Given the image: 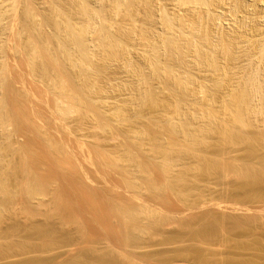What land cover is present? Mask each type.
I'll use <instances>...</instances> for the list:
<instances>
[{"label": "rangeland", "instance_id": "1", "mask_svg": "<svg viewBox=\"0 0 264 264\" xmlns=\"http://www.w3.org/2000/svg\"><path fill=\"white\" fill-rule=\"evenodd\" d=\"M33 1H35V2H33ZM71 1H72V3H71ZM73 1H74V5H73ZM75 1L76 0H67V1L66 0H58V1L57 0H48V1L47 0H27V4H26V0H0V11H1L0 14H2V15H0V18H1L0 19V30H2V31H0V45H1L0 50H2V51H0L1 52L0 53V76L3 78V79L0 78V105H1V107H0V121H1L0 122L1 123L0 129L2 127L4 128L3 130L1 129V131H0V134H1L0 135V138H1L0 139V148H1L0 153L2 154V156H1L2 158L0 159V163H1L0 166L3 168V169L0 168V171L2 170L1 173L2 172L4 173V171H5V173H4L5 175L1 176V178L3 177L4 180H1L0 182L4 181L2 184L3 186H4V183H7V184H5L4 188L1 187L2 193H4V194L0 193L1 194L0 195V197H1L0 198V204H1L0 206H2L0 208V212L3 210L5 211L4 212L5 214L3 213L2 218H1L3 221H0V226H1L0 227V231H1L0 232V250H1L0 251V264H29V263L30 264H37V263L38 264H77V263L78 264H84L85 262L88 263L89 259L96 264H98V263H103V264H221L220 259L218 257H217L218 258L217 259L214 256V253H222V252H232V253L234 252L236 254H239V256H237V258H236V261L238 264H245V263L246 264L247 263L248 264H264V188H262V189H247V190H240L239 191L238 189L233 187V184L236 183V179L233 176H231L233 174L231 171V169H232L231 163H230V165L228 163L231 161V158L236 154H231V156H230L231 158L228 157L230 152L232 151L230 148H229L231 150L230 152L228 151L229 149L228 150L226 149V151L224 153L222 152L223 154L221 153L222 156L219 154L220 164L223 166L225 165L223 167V169H222L223 171H221V173L220 172L215 173V175L212 173L213 178H212V175H210L211 173L208 174V175H210V178L213 179L212 181H210L211 179L210 178L208 179V177L207 178L204 177V178H206V181H205V179H203V181H202L201 178L198 179V182H195L196 180L194 181V184H193L191 190L194 189V185L196 186V188L194 189L193 192L192 191H191V193L189 192L190 196H189V198L187 197L188 198L187 202L189 201L190 197H191V201H189L187 203L185 200H183V198H181V196H182L181 194L179 195V193L174 191V189L170 190L169 188H167L169 190V192L165 191L163 193V195H160V197H158L157 195H155L156 193L154 194V192H151L149 189H151L150 188L151 183H153V184L157 183L158 185H160L162 187L167 184V182L165 181L166 180L165 176L161 175L162 171H160V169H157L156 165L153 163V162H155L156 164L157 163L159 164V161L157 162L156 159L151 160L152 161L151 164H153L152 165L153 169L150 168V170H152V171H150V173H151L150 176L152 175V180L149 179L150 178L149 177V178L140 180V182H139L138 179L135 180L136 177L133 174L134 171L132 173H129L131 180L132 181L134 180L136 182L138 181V183H140V187L141 186L143 187V188L141 187L140 189L138 188L137 191L136 190L132 191L133 189L129 188L130 185L127 182L128 181L127 178L129 180H130V178L128 177V175H126L125 173L120 171L119 168L118 169L114 168L115 164L113 163V160L111 158L112 155H109V153L113 154L114 151L116 150V147L120 144L119 142L116 141L117 138H119L117 140L121 141V143L124 141V137L122 135H120L121 132L119 130L122 131L126 128L132 129V128H137V127L139 128L140 127L138 125L140 123H138V124L135 123L137 121L135 117H134V119H132V121L133 120H135V121H133V122L131 121V123L128 124L127 127H124V128H122L118 123L115 122L113 124V123H110V122H112L110 119H106V121L110 123L109 126L111 125L110 130L112 129L113 131H115V133H116L115 135H118L117 133H119V135H118L119 137L116 138V136H115L114 137L115 141H114V138H113V140L109 139L108 137H106V134L104 135L102 133L101 134L97 133L96 135H98V134L99 135L95 136V139L98 140L97 141L98 144L95 145L94 139L88 138L89 137L88 135H91V134L88 133L85 135L86 132L80 133V132H83V130H81L79 132V126L83 124V121L86 122L83 125H86L88 123L87 121H89L86 118H85L86 120L84 119L85 116H83V115L81 116L80 114L77 115L78 113L73 114V117L71 118L72 119L71 120L70 119L71 116L69 118H65L63 115H61L59 113L60 111L59 112L56 111V108L54 107L55 104H54L53 92H51V89L53 88V86L50 89L51 85L53 84L51 82L53 80H55L56 77H58L57 75H62L61 72L63 69H64L63 73H65L66 68L67 69L71 68L70 70H73L74 67L71 65H70L71 67H68L69 65L66 64L68 61L65 60V56H64L63 51H61L59 49V47H56V45L55 46L53 45V44H55V40H54L55 38L54 37L52 38V36L53 35L55 36L56 33L54 32V30H52V28L55 29V26L53 25V23H50V22L54 19L53 22L55 23V18H56V20H60V21L64 19V15H61L62 13L58 12V10H56L57 8H59V5H60L63 8L68 9V10H69L70 6H74V8L70 7L73 9V10L70 9V11L71 10L73 11V12L72 11L71 12L73 14L72 18L75 20L74 22L77 23L78 25L80 23H82V25L86 24V23H83V21L86 22V20H88V17L86 16V14H83V11L81 12L80 9L78 7H76ZM92 1H93V3H92ZM100 1L99 0L98 1L87 0L85 4L89 8V10L91 9L90 12L94 11V9H95L94 12L96 14H98L99 11L101 10L100 13L101 14L103 13V18L105 17L104 16L105 14L106 15L109 14V16H110V13L107 12V10L110 8V6H108L109 4L107 3L108 0H104V1L100 0ZM102 1H103V3H102ZM131 1L132 0H129V1L123 0L122 4L124 5L125 9L123 8L122 12L118 16L115 17L116 20L114 18V20H115L114 22L117 23L118 21L121 20L122 22L120 21V23L119 22L118 23L119 24L123 23V25L121 27V25L117 26V25H119L118 23L113 24L115 26L112 29L114 30V29H116V27H120V30H121L124 27V24H125L124 22L126 21V19H127L126 22H128L129 20L133 21L135 19L136 23H134L135 27L133 29H136V27H137L138 31H136L137 37H135L134 43L135 42L137 43L139 40H140L139 44H141L143 42V38H140V36L142 34H140L138 32L142 31V33H144V30H145V33H148V37L149 36L152 37L151 34L156 35L153 37H157V35L161 36V34H162V36L163 35L164 36L169 35L168 37L172 38V36H170V34H168V33L166 34V32H169V31H166L167 27L165 26V23H164V26H165L166 30L163 27V23H161L163 20H165L166 17L164 18L163 15L167 11L170 14L166 13L165 16H168V18H169V16L170 17L172 16L171 20L172 21L176 20V21H173V23L176 22L174 24V26H176L175 28H179L180 23L182 21H183L182 22L183 24L189 25L188 21H189V23H192L193 20L199 21V19L201 18L200 23L202 22V26H201L202 28L201 29L203 31V32L202 31L201 32L204 33L207 29H208L207 30L208 33H210L211 31H216V32L218 31L216 34L218 35V37H221V38H222V36H225L224 32L226 33L227 30L228 31H240L241 28H242V30L247 29L246 32L250 33L248 35H250L251 39H253L255 37V39H253V40L258 41V42H256V41L251 40L252 44L249 46H251L252 48L248 47V49L254 50L257 48V51L260 49L259 50L260 52H261V50L264 52V50L262 49V46H264V44H261L264 42V29H263L264 28V26H263L264 25V19H263L264 18V0H219V2L216 0H206L208 2L212 1L211 3L209 2L210 4L207 2L209 8L211 5H213L211 8L212 12L210 10H206L208 8V6L204 7V6H206V5H204L205 3H202L203 4V7H202L200 5L201 2H200V4L198 2V5H200V6L197 7L198 5L196 4L197 3L196 0H195L196 2L193 1L191 6H186L188 8L185 7L187 11L184 8L185 5L179 6L180 5L179 2L181 0H178V2H177V0H171V1L170 0H149V1L148 0H142L143 2L141 0L140 1L138 0L135 2L132 1V3H131ZM144 1H146V2L144 3ZM173 1H174V3H173ZM61 2H63L64 4H67V7H65L66 5H64V4H63L64 5L63 6ZM108 2L110 3V1H108ZM129 2L131 3V5L129 4ZM136 2H137V4H138V2L140 4L137 5ZM214 2L217 4H215ZM49 3H52V4H49ZM133 3H135V5ZM219 3H221V4H219ZM29 4H31V5H29ZM68 4H70V5H68ZM146 4H147V6H146ZM177 4H179V5H177ZM240 4H241V6H240ZM27 5H28V7H26ZM51 5H53V6H51ZM103 5L106 6L105 9H104ZM125 5H126V7H125ZM174 5H176V6H174ZM193 5H195V6H193ZM45 6H47V7H45ZM127 6L128 7H131V6L136 7V9H134L133 7L128 8ZM236 6H237V8H236ZM213 7L217 8L216 11H219V8H220L221 11L215 12V13H218L217 14L218 16L211 17L214 15L215 8L213 9ZM25 8L28 9L29 11H27ZM30 8H31V10L32 9H34V10H32V12H31ZM76 8H78L79 12H81L82 14L77 12L78 9H76ZM49 9H50V11H49ZM65 9H64V11L69 12L68 10H65ZM126 9H128V10L132 9V12H133V10L135 12H133V14H132V12L129 13L131 10L127 11ZM2 10H3V12H2ZM104 10L106 12H104ZM150 10H152V11L150 12ZM25 11L28 13H26ZM44 11L46 12V14ZM64 11H63V13H64ZM123 11H124V13H123ZM29 12L32 15H28ZM71 12H69V14H71ZM152 12H154V13H152ZM194 12H195V14H197V16L194 14ZM204 12L207 13L208 15L207 14L205 15ZM210 12H211V14H210ZM228 12H230V13H228ZM212 13H213V15H212ZM222 13H224V14H222ZM56 14L59 16L58 18L56 16ZM121 14H123V16ZM156 14L159 16H157ZM200 14L201 15L203 14V16H201ZM4 15L6 18L4 17ZM76 15L77 16L80 15L79 16L80 18L79 17L76 18L77 17ZM127 15H131L134 18L132 19L131 16H127ZM148 15H149V17H148ZM194 15H195V17H193ZM235 15H236V17H235ZM28 16L34 17L35 21H37L36 23L39 24L40 26H41V22H43V24L40 28L43 27L41 32L43 31L42 33H43L44 38L46 39V37H45V35H46L48 42H49V39H50V41L54 40V42H50V43H52L51 46H54V47H51V49H53L54 53L57 52L56 54H54V57H55V59L58 57L57 58L58 61L57 60L56 61L59 63V64L57 63V66L59 68L57 67L58 69H56V67H55V72H54V68H52V65H50V63L48 62V64H47L48 66L46 67V70H45V67L43 69V71H45V77L43 75L44 72L41 69L42 67L39 64L38 65L40 68L36 67L38 65H36V66H35V64L33 65V63H35V62L32 61V58L29 54L30 51H27V48H28V50L30 49L29 47H27L28 36H26V33H25V29H26V27H28L29 22H30V20H28ZM37 16H38V18H37ZM81 16L83 19L81 18ZM85 16L87 18H85ZM109 16H106L107 19ZM126 16L128 18L130 17L131 19L130 18L128 19ZM146 16L148 18H151L152 21L154 20L153 22H155V23H153V22L149 23L148 21H146V18H147ZM173 16H175L174 19H173ZM205 16H207V17H205ZM222 16L223 17L226 16V17L222 18ZM232 16H233V20H232ZM39 17H41V18L39 19ZM49 17H51V18L54 17V18L49 19ZM123 17H125V18H123ZM176 17H177V19H176ZM196 17L197 18L199 17V18L197 19ZM202 17L204 20H202ZM218 17H220V18H218ZM242 17H243V19H242ZM251 17H253V18H251ZM65 18H66V15H65ZM67 18H69V17L67 16ZM75 18L79 19V21L76 20ZM161 18L163 20H160ZM181 18H183V20ZM188 18L189 19L191 18L190 19L191 21ZM192 18H194V19L192 20ZM205 18H207V19L209 18V20H207ZM213 18H214V21L217 18L219 19V21H221V23H220L219 21L217 22L218 19L216 20V23L219 26L218 27H217V25L214 26L215 29H214V27L210 28L215 23V22H213ZM223 19H225L226 21ZM45 20H48V22ZM159 20H160V22H159ZM236 20H237V22H240V23H237ZM245 20H246V22H244ZM207 21H208V25L210 27L207 25ZM209 21L212 23H210ZM230 21H231V23H230ZM96 22H97V20H96ZM147 22L149 25L151 24L152 26L151 25L149 26L148 24H146ZM177 22H179V24ZM203 22L205 24H203ZM225 22H227L226 24L229 27L225 24ZM48 23H50V24L45 26V24H48ZM97 23H99V21ZM129 24H128V26H129ZM160 24L162 25V27H160ZM176 24H178L179 27ZM222 24H223V26H222ZM232 24H234V25H232ZM8 25H9V27H8ZM204 25L208 26V27L206 26L207 29L205 28ZM241 26H243V27H241ZM126 27H127V23L125 24L124 28H126ZM153 27H154V29H149V28H153ZM244 27H245V29H244ZM128 28L129 27H127V29ZM171 28H172V30L174 29L173 26ZM22 29L24 30V33H23V31L21 32ZM118 29L114 30V32H112L113 31L112 30L111 32H112L113 36H116L118 34V38L121 40L123 38V35L125 34L123 32H127V30L126 29H124V31L121 30L120 32L123 34L122 35L121 33L118 32L119 31ZM157 29H159V30H157ZM161 29H163V30H161ZM209 29H211V30H209ZM96 30H98V29H96ZM154 30L155 31L157 30L159 33L157 31L154 32ZM174 30L175 31L170 30L171 34H172V32H174L172 34L173 38H174V36H176L175 34L177 33L178 29H174ZM255 30H256V32H255ZM67 31L69 33V30H67ZM219 31L222 34L219 33ZM251 31H253L254 33H252ZM44 32H46V33H44ZM115 32H117V33L114 34ZM149 32H153V33L149 34ZM164 32H165V34H164ZM178 32H181V31L179 30ZM20 33H22V34H20ZM72 33H73V31H72ZM208 33H206V34H208ZM251 33H252V36H251ZM96 34H97V32L95 33V35L92 36V38L96 37L97 36ZM177 34L178 35L176 37H178L180 33H177ZM257 34H258V39H256ZM4 35H6V36H4ZM98 35H99V33H98ZM127 35H125V38H123L124 40L126 39ZM21 36H23V37H21ZM166 37H164V40L165 39L167 40L168 37L167 38ZM181 37H182V35H180V37H178V38H181ZM114 38H116V37H114ZM136 38H138V39H136ZM161 38L162 37H160V38L157 37L156 39L157 40L160 39L159 41H161ZM96 39H97V37H96ZM181 39H183V38H181ZM162 40H163V38H162ZM89 41L91 42L92 39H90ZM94 41H95V39H94ZM94 41H92V43L89 42L90 44L88 43V41L86 42L87 47L90 45L92 46V47L90 46L91 48H89V50L93 49L92 51H89V52H91V54H89V52L88 53L85 52L86 55L83 54L84 56H81L82 59L84 58L83 61L86 60L84 62L85 64L87 63L86 66H89L88 62L90 63L91 58H93V56L96 57L95 55H97V57L93 58V59H95V60L97 59L96 60L97 62H99L100 57H102V59H103L100 61H103V62L109 59V57L107 59V54L103 56V54H102L103 52L100 53L102 48L99 49V47H97L99 42L95 41V45H94V43H93ZM97 41H98V39H97ZM123 42L121 44L125 45V43H123ZM125 42H127V41L125 40ZM256 43H257V45H256ZM182 44H184V43H182ZM259 44H261V45H259ZM143 45L144 44H142L141 46L140 45L138 46V44H136L137 47L136 46L135 47H126V45L122 46L120 48L121 49L120 53L122 56L119 55V57H121V58H118L117 61H115V63H117V64H113V66L110 68V70L113 71V74L111 71H110L111 74H110V72L108 73L107 71H104L107 69H104L103 66L101 69L98 68V67H100L101 64H99L97 67V69H99V70H96V71L94 70V72L92 70H90L92 72H90L89 74L93 75V73L101 71L100 73H96L98 75V77H100V82L98 80V83L100 84V86H103V84H104V87L106 86L107 83H110V84H107L109 86L105 87V88H107L106 90H108L109 88L113 87L115 84L114 81L111 84V82H112L111 76H113L114 73L118 70V69L115 70V68H117V67L120 68L121 66L123 67L125 64L127 65L128 63L132 67H135L138 65L142 66L144 69L146 67L147 69L149 68L148 72H150L149 75H147V76L149 77V79H152V81L150 80L151 83L153 82L152 88L150 89V93H152V95H150V97H153L152 99L156 100V101H158V100L163 101V99L169 98L168 96H169L171 90H173V91L175 90V92L176 91L178 92L181 85L179 83H176L173 79H171V80L167 79L166 80V78H164V80H166V81H164L163 78L161 77L162 75H159V74L157 75L156 73L152 72L153 70L150 67H147L148 63H146V61H148V59H146L145 57H147L149 55V53H151V50L149 47H144ZM185 46L186 47H183L184 48L183 50H188L189 47L187 48L186 44H185ZM56 48H58L57 51H56ZM124 48H126V49H124ZM127 48L128 49L131 48V49L128 50ZM105 49L106 48H104L102 51H104ZM123 49H124V51H123ZM249 50H247L248 53H249ZM253 50H251V52H250V57H249V54L247 52H246L247 55L244 54L245 52L242 53L245 55V57L247 59L244 57H241L242 54L238 55L240 58H244V59L243 60L242 59L236 60V61L240 62V63H238V62L237 63H238V65H240L241 68H237L238 65L236 66V64H235L236 61L234 62L235 66H236V70H235V66H233L234 64H231L230 58L226 61L227 58L225 56H223V53L221 51H220L221 54L220 53L216 54L217 56L214 57V60L215 59L217 60L218 58L223 56V59L221 57L217 61L219 63V61H221V59L225 60L224 62L222 61V63H224L225 65L224 64L222 65V63L220 62L221 66H225V67H226V64L228 62L227 70H229V72L227 70H225L226 68L224 67V70L228 72L227 73L228 76L230 74V68L233 66L232 70L234 69V71H231L232 72L231 75H233L231 77H233L232 79L234 82L237 81V79L234 80V77L239 74L240 69H241L240 72H242V71L245 72L244 74H246L248 76V78H249V74L252 76L253 74L258 75L259 73H262V75L259 74L261 76H258L259 80H257V82H259V83L261 82L260 84H261V87L263 89V90H261V92L263 91L262 92L263 95H262V93H260V95H262V97L260 95L257 96L258 98L261 97V98H259V102L261 104L258 102L257 98H256L257 100L254 98L255 99L254 101H257L255 103L256 104L258 103L257 106L261 105V107L260 106L256 107L257 108L256 110L257 111L259 110L258 112H261L264 110V109L261 110L262 107H264V106H262V105H264V85L262 84L263 83L262 80L264 79V77H262V76H264V73H263V71H264L263 70L264 69V65H263L264 64V61H263L264 56L262 55L263 52H261V57L263 59H260V57L258 58L257 55L259 56V54H257V55H255V54L259 53V51L257 52L256 50H254L255 51L254 52ZM98 53L102 54V56H98ZM92 54H93V56H92ZM31 55H32V51H31ZM123 55H124V58H123ZM33 56L34 55H32V57ZM89 56L90 57L92 56V57L90 58ZM105 56H106V60H104ZM254 56L257 57L256 58L257 60L258 59L259 60L257 61L256 59H254ZM164 57L166 58V56H164ZM224 57L226 59H224ZM30 58H31V60H30ZM122 58H123V60H122ZM165 58L163 60V63H165L164 62ZM125 59H127L129 62L126 61ZM245 59L249 62H251V60L253 59L254 63L253 62L252 63H249V62L245 63L244 62ZM33 60H34V57H33ZM30 61H31V63L33 62L32 65H31V63H29ZM124 61H126L127 63ZM256 61H257V63H256ZM261 61H262V63H261ZM119 62H122V64ZM92 63H93V61H91V64ZM112 63H114V62H112ZM68 64H70V63L68 62ZM230 64H231V66H230ZM251 64H253V65H251ZM259 64H261L260 70L258 68ZM126 65H125V67H127ZM228 65L230 66V68H228L229 67ZM33 66L36 67L35 70H34ZM247 66L250 68L252 67L251 68L252 70H250V68L248 69ZM37 68L40 70H38ZM245 68H247V69H245ZM253 68H256L257 71H255ZM102 69H104V70H102ZM147 69H145V70H147ZM237 69H239L238 73H237ZM60 70H61V72H60ZM70 70H68V73H70V74H68L67 70H66V74H68L69 76L71 75V72H72ZM75 70H76V68H74L73 71H75ZM178 70L180 72V69H178ZM244 70H246V71L249 70V73L244 71ZM39 71H42V72H39ZM48 71H50V72H48ZM108 71H109V69H108ZM252 71H253V73H252ZM258 71H259V73H258ZM235 72L237 73L236 75H235ZM47 73L49 75L52 74L53 75V76L51 75L52 78L55 76V74H56V76L53 79H51V76L48 75L49 77L47 78V76H46ZM76 73H77V71L73 72V74H76ZM128 73H129V75H128ZM128 73H125V75L126 76L128 75V77H130L131 76L130 72H128ZM39 74H40V76H39ZM96 74H94V75H96ZM99 74H100V76H99ZM144 74L146 76V74H148V73L146 72ZM191 74L194 75L195 78H197V81L195 79L196 83L199 82L198 77H196L197 74L200 77L199 79H201V80L204 79V78H202L204 75L200 76L199 74H201V73L199 71H198V73L196 71H192ZM244 74L240 73L239 76L240 75L243 76ZM109 75H111V76H109ZM246 75H244V76L247 77ZM64 76L66 77L65 74L63 76H59V77L64 78ZM101 76H104V78H101ZM157 76L160 78H157ZM208 76H210V75H207V77ZM108 77H109V79H108ZM231 77L230 78L228 77V80L226 78V80L229 81V79H230V81H231ZM209 78H211V77H209ZM56 79H58V78H56ZM101 79L102 80L104 79L103 80L104 83L101 82ZM108 80H110L111 82ZM48 81H50V82L48 83ZM50 83H51V85H50ZM163 83H164V85H163ZM196 83H195V85H193L194 87L191 90L193 91L197 88L199 91V88H200V91H201L202 86L201 87H198V86H200L202 84V82H199L200 85L197 84L198 86L196 85ZM48 85H49V87H48ZM111 85H113V86H111ZM177 85H178V87H177ZM197 89L194 92H196ZM147 91H148V89H147ZM124 92H123V94H124ZM222 93H223V91H222ZM128 94H129V92L127 94H124L125 96H123V97L126 98V96ZM121 95H122V93H121ZM121 95L119 97L122 98ZM219 95H220V93L215 94V96L218 97V99H219ZM186 96H187V94H186ZM119 100L120 101H118V100L117 101L122 102L121 99H119ZM122 100H124V99L122 98ZM99 103L101 104V101H99ZM99 103H97V104H99ZM256 104L253 106H256ZM19 105H20V107H19ZM95 106H96V104H95ZM259 107H260V109H258ZM95 108H96L95 110L98 109L97 106ZM18 109H20V110H18ZM201 109L202 108L199 107V109L197 108V110L191 111L192 113L189 112L190 110L188 111V109H187L186 111L184 110L185 113H182L183 111H181L182 115L181 114H178V115H180L182 117L183 116L190 117V115H191V117L194 118V114L196 113L195 111H199L198 113H200V114L197 113L196 114L197 116L201 115V112H202ZM147 110L150 111L151 114L156 119L159 117H162V119H164V124L163 123L161 124L162 120L159 122L163 126L164 131L161 130L162 126H160V124L156 122L158 120H155V122L152 121V123L154 124V125L153 124L152 125L155 127H152V125H151L152 129L157 128V131L161 130L160 133L158 131V136L160 135V138H161V136L163 139L165 138L164 139L165 142L163 143L162 139L160 140V142L162 141V143L164 145L166 144L165 146L175 145V142H176L175 139H177V137L175 138V137L171 136L168 132V129L170 127L169 125H170L171 121L174 122L173 125L177 124V121L174 118L178 117V116L173 115L171 111H164V110L160 111L158 109L149 110L148 108H147ZM7 113H8V115H7ZM2 114H3V116H2ZM185 114H189V115H185ZM196 115H195V117H196ZM203 115H206V114L203 113ZM263 115H264V112L262 115H259L258 122L257 123L255 122L256 124H259V126L255 124V127H257V131H259L260 126H262L260 128L261 131L262 132L264 131V124H263L264 123V116ZM75 116H77V117L79 116L80 119H83V121H81V120H80L81 122L78 121L79 118L77 120V117H75ZM137 116H139V115H137ZM139 117H137L138 121H139ZM220 118H221V116H220ZM220 118L218 120H220ZM221 119H223V118H221ZM260 119H262L263 122L262 121L260 122ZM6 120H8V121H6ZM173 120H175V121H173ZM220 122H221V124H220ZM220 122H218V123L220 126H222L223 120H221ZM259 122L262 124H260ZM115 124H117V125H115ZM88 125H90V124H88ZM171 125H172V123H171ZM192 125H194V124H192ZM119 126H120V129L117 128ZM158 126H160L161 128H159ZM217 129H220V128L218 127ZM6 130H7V132H6ZM236 130H238V129L236 128ZM3 131H4V133H3ZM154 131H156V130H154ZM157 131H156V133H157ZM261 131H259V132H261ZM5 133L6 134L8 133L7 134L8 136ZM120 136L123 139H121ZM125 140H126V138H125ZM212 141L214 143L215 141H217V138H216V140L212 139ZM48 143H50V144H48ZM129 143L130 142H128V144H127V140H126L122 144L123 145L124 144L129 145L128 146L129 150H130V148L133 149L134 145H132L131 143L129 144ZM127 145H126V147H127ZM55 148H57V149H55ZM61 148L63 151L61 150ZM24 149H26V150H24ZM2 150L6 152L7 156H6L5 152H3ZM12 150H13V152H12ZM53 150H55V151H53ZM16 151H18V152H16ZM133 151H135V149H133ZM233 151L231 153L235 152V151L234 152ZM135 152H136V154L138 153L137 154L138 156L136 155L137 157H139V158L142 157V159L138 158L141 161V163H144L145 162L144 159L146 158V157H144L145 155L143 154V156H142L140 152H137V151H135ZM103 153L105 156L103 155ZM211 154H209V155L211 156ZM108 155L111 157H109ZM209 155H208V157H209ZM221 157H222V159H221ZM3 158H5V159H3ZM261 159L264 160V152H261ZM1 160H2V162L3 161H5V162L2 163ZM19 160H20V162H19ZM106 163H107V165H106ZM205 163L203 162V164H201L200 162H198L196 165L200 164L198 166L200 169V166L201 165H202L201 167H203V165L205 166ZM112 164H114V165H112ZM207 164H206V166H207ZM154 166H155V168H154ZM150 167H151V165H150ZM207 167L201 168L200 173L202 172L204 174H207V173H205L207 171L203 170V169L207 170ZM21 170H22V172H21ZM107 171H108V173H107ZM180 171H183V169L181 168V170H180V168H178V172H179L178 176H181ZM116 172H117V174H116ZM130 172H131V170H130ZM28 174L31 176H29ZM177 174L178 173H176L175 175L177 176ZM226 174H228V175H226ZM16 175H17V177H16ZM208 175H206V176H208ZM4 176H8V177L6 178ZM132 176H133V178H132ZM20 178L22 181L20 180ZM153 180H154V182H153ZM28 181H29V183H28ZM42 182H43V184L44 183L45 184L43 185ZM2 185L0 184V186H2ZM41 185L46 186V187H42ZM214 185H215V187H214ZM49 187H52V188H49ZM19 188L20 189L22 188V189L20 190ZM25 188H28V189L26 190ZM128 189H129V191H128ZM3 190H6V191H3ZM42 190H43V192H42ZM172 190L174 191V193ZM152 191H153V189H152ZM227 192H228V194H227ZM21 193H24V194H21ZM176 193L180 197L176 196L177 195ZM34 195H37V196H34ZM39 195H41V196L39 197ZM17 196H18V198H17ZM48 196H50V197H48ZM15 197H16V199H15ZM153 197H154V199H153ZM160 199H162V200H160ZM42 200H43V202H42ZM9 201H10V203H9ZM30 201H31V204H30ZM53 202H54V204H53ZM129 202H130V204H129ZM114 203H115V205H114ZM38 204H39V206H37ZM46 204H48V205L46 206ZM256 204H257V206H256ZM120 205H122V206H120ZM124 207L127 210L129 209L128 211L133 212V213L131 212V215H132V217L135 216L134 217L135 220L133 218L134 221L129 220V219L128 220L125 219V220H127V221H125L123 219L126 217L124 215H121V213L123 214ZM30 208H31V210H30ZM58 208H60V209H58ZM51 210H53L54 212ZM46 211H48V212H46ZM63 211H64V213H63ZM118 212H120V214ZM124 212H125V210H124ZM4 215H6V216H4ZM138 218H140V219H138ZM120 219H122V220H120ZM158 219H159V221H158ZM203 220H204V222H203ZM130 221H131V223H130ZM150 221L155 223V225L153 223V225H152L153 227L149 226V224L151 223ZM163 221H165V222H163ZM156 222H157V224H156ZM40 225H42V226L40 227ZM127 225H129V226H127ZM133 225L134 226L137 225V226L134 227ZM126 228H127V230H126ZM116 229H118V230H116ZM223 229H224V231H223ZM36 230H37V232H36ZM39 231H41V232H39ZM1 234H3V235H1ZM36 235H38V236H36ZM39 236H41V237H39ZM213 246H215V248ZM87 247H89V248H87ZM195 248L200 249L201 252L198 254H195V255L192 254V252H194L193 249H195ZM19 249H20V251H19ZM120 251H121V253H120ZM3 253H5V254H3ZM91 261L89 262V264L91 263Z\"/></svg>", "mask_w": 264, "mask_h": 264}, {"label": "bare ground", "instance_id": "2", "mask_svg": "<svg viewBox=\"0 0 264 264\" xmlns=\"http://www.w3.org/2000/svg\"><path fill=\"white\" fill-rule=\"evenodd\" d=\"M48 1V0H47ZM58 1V0H57ZM67 1V0H66ZM87 0H76L75 1V5L76 7H78L80 9V11L82 12L83 11V14H86V16L88 17V20H86V22L83 21V23H86V24H83L80 23L79 25L77 23H75L74 19L72 18V8H74V6H70L72 8L69 7V10L68 9H65L63 8L62 6L59 5V8H57L56 10H58V12H61L62 14L61 15H64V19L63 20H56L55 18V23L53 22L54 19L50 22V23H53V25L55 26V29L52 28V30H54V32L56 33V35L52 36V38L54 37L55 39V44H53L54 46L56 45V47H59V49L61 51H63L64 53V56H65V60H67L70 64H68V62L66 63L67 65H69L68 67H71L73 66L74 68H76L75 71H77L76 74H73V70H70L71 68L67 69V73H68V70L72 71L71 72V75L69 76L68 74H66V70H65V73L64 72V69L60 70V72L62 73V75H57L58 79L55 78V80H53L51 83H53L50 87L51 89V92H53V98H54V107L56 108V111H60L59 113L61 115H63L65 118H69L70 116V119L73 117V114H77V115H83L85 116L84 119H88L89 121H87L88 123L86 125H83L84 123H86L85 121H83V119H80V117L78 116H75L77 117V120L79 118L78 121H83V124L79 126V132L81 130H83V132H80V133H85L86 134H91V135H88L89 137L88 138H91V139H94L95 141V145H97V141L95 139V136H98L96 135L97 133H102V134H106V137H108L109 139H112L116 136L119 137V133H117L118 135H115V131H112L110 130V126L109 124L110 123H118L122 128L124 127H127L128 124L131 123L132 119H134V117L136 118V122L135 123H140L138 124L140 127L138 128H132V129H124V130H119L121 132L120 135H122L124 137V141L125 142L127 140V144L128 142H130L132 145H134V148L135 151L137 152H140L141 155L143 156V154L145 155L144 157H146L144 160L145 162L144 163H141V161L139 159H142L137 157L138 153L136 154L135 151H133L132 148H130V150L128 149V146L126 147V145L122 144L121 141H118L117 138L116 141L119 142L120 144L116 147V150L114 151L113 154L109 153V155H112L109 156L112 158L113 160V163L115 164L114 168L115 169H120V171H122L123 173H125L126 175H128V177L130 178L129 176V173H132L134 171V176L136 177L135 180L138 179V181L140 182V180H143V179H146V178H149L152 180V175L150 176V168L153 169L152 165V161L151 160H154L156 159V161L158 162L159 161V164L157 165L155 162H153L157 169H160V171H162V174L163 176H165V181L167 182V184L165 186H160L158 185L157 183H149L150 184V188L149 189L151 192H154L155 195H157L158 197H160V195H163V193L166 191L169 192V190L167 188H169L170 190L171 189H174V191L178 192L179 195L181 194V198H183V200H185L187 202L190 194L189 192L191 193V191L193 192L194 189L196 188V186L194 185V189H192V186L194 184V181L195 182H198V179H205L206 181V178L208 177V179L210 178V175H212V173L215 175V173H221V171H223V165L220 164L219 160H220V156L219 154L221 155V153L225 152L226 149L228 150L229 148L234 152V153H231L232 151L229 149L228 151L230 152L229 156H231V154H236L234 155L232 158H231V161L228 163L230 165L231 163V171H232V175L235 179H236V183L233 184V187H235L236 189H238L239 191L240 190H247V189H262L264 188V160L261 159V152H264V131L262 132L261 131V127L259 128V131H257V127H255V124L258 122L259 120V115H262L263 112H264V107H262L261 112H258L256 109V107L260 106L261 105H258L255 103L257 101H254L256 98L258 99V102H259V98L262 97L263 95V91L261 92L262 87H261V82H257L258 79V76H261L262 73H258L261 74V75H250L249 74V78L246 74H244L245 72H240L239 69H237V73H238V70H239V74L243 73L244 75H246L247 77H245L244 75L243 76H239L236 75L237 73L235 72V76L234 77V80L237 79V81H233V75H231V71H234V69L232 70L233 66H236L238 65V61L236 60H240V59H244L246 58L245 55H247L248 51V47H251L249 45L252 44V41H256V40H253L255 39V37L253 39H251L250 34L249 32L247 33L246 30H242V28L240 29V31H228L224 34L225 36H222L221 37H218V35L216 34L217 32L216 31H211L210 33L207 32V28L206 26L208 25V21H207V25L205 26V28L207 29L204 33H202V22L200 23V19L199 21L198 20H193L194 18H192V23H189L188 21V24H183L182 20L183 18H181L180 21V27H179V22H177L178 24H176L179 28H175L176 26H174V24L176 23H173V21H176V20H171L172 19V16L168 18V16H165L166 13H169L166 11V13L163 15L165 20H163L162 18L160 20H163L161 23H163V27L165 28V26L167 27V30L165 28L166 31H169V32H166V34H170L171 37H168L169 35H166V36H158L157 37H162L161 38V41H159L160 39H156L157 37H153V36H156V35H152L148 37V33H145V30H144V33L141 32H138L140 34H142L140 36V38H143V42L141 44H139V41L136 43H134V39L135 37H137V27L136 29H133L135 27V24L136 23V20L134 19L133 21L129 20L128 22L127 19L126 21L124 22L125 24L127 23V27H131L129 30L125 27V24H124V27L121 29L124 31V29L127 30V32H123L125 33L124 35L120 32V27H116V29L114 30H117L118 28V32L121 33L123 35V38H125V35H127L126 37V41L123 39H119L118 38V34L116 36H113L112 35V32H114V30L112 28H114L115 25L113 24H117L118 22L120 23V21H118L117 23L114 22L116 20V16H118L121 12H122V9L124 8V5L122 4L123 3V0H108L110 1V3L107 1V3L109 4L108 6H110V8L107 10L108 13H110V16L109 14L108 15H104L105 17L106 16H109L108 19L107 17L103 18V13L101 14L100 11L98 14H96L94 11L90 12L89 8L87 7V5L85 4ZM95 1V0H94ZM98 1V0H96ZM100 1V0H99ZM104 1V0H103ZM102 1V3H103ZM129 1V0H128ZM132 1H138V0H132ZM131 1V3H132ZM140 1V0H139ZM142 1V0H141ZM149 1V0H148ZM171 1V0H170ZM194 2L197 1V5H198V2L200 4L201 2V6L203 7V4L202 3H205L204 7H207L208 6V1L206 0H181L179 2V6H184V8L186 6H191V4ZM219 2V0H216ZM35 2V1H33ZM41 2V1H40ZM60 2V1H59ZM58 2V3H59ZM64 2V1H63ZM63 2L62 5L64 4ZM101 2V1H100ZM143 2V1H142ZM146 1H144L145 3ZM178 2V0H177ZM208 2V3H207ZM212 2V1H211ZM210 2V3H211ZM221 2V1H220ZM244 2V1H243ZM25 3V2H24ZM38 3V2H37ZM67 3V2H66ZM72 3V1H71ZM93 3V1H92ZM106 3V2H105ZM128 3V2H127ZM131 3L129 2V4L131 5ZM174 3V1H173ZM190 3V4H189ZM209 3V4H210ZM215 3V2H214ZM26 4H27V0H26ZM25 4V5H26ZM49 4H52V3H49ZM125 4V3H124ZM135 5V3H133ZM137 4V2H136ZM138 4H140L138 2ZM137 4V5H138ZM217 4V3H215ZM214 4V5H215ZM221 4V3H219ZM224 4V3H223ZM236 4V3H235ZM245 4V3H244ZM31 5V4H29ZM41 5V4H40ZM46 5V4H45ZM66 5L65 7H67V4H64ZM63 5V6H64ZM70 5V4H68ZM72 5V4H71ZM73 5H74V1H73ZM102 5V4H101ZM105 5V4H104ZM103 5V6H104ZM127 5V4H126ZM125 5V7H126ZM133 5V6H134ZM150 5V4H149ZM196 5V6H197ZM200 5H198L197 7H199ZM227 5V4H226ZM239 5V4H238ZM2 6V5H1ZM36 6V5H35ZM53 6V5H51ZM94 6V5H93ZM133 6L131 7H128V8H132ZM147 6V4H146ZM176 6V5H174ZM195 6V5H193ZM213 5L208 6V8L206 10H211ZM241 6V4H240ZM6 7V6H5ZM28 7V5L26 6ZM33 7V6H32ZM31 7V8H32ZM47 7V6H45ZM139 7V6H138ZM30 8V11L32 12V9L31 10ZM76 8V9H78ZM106 8V6H104V9ZM134 9H136V7H133ZM181 8V7H180ZM188 8V7H186ZM185 8V10H186ZM215 7H213L214 9ZM237 8V6H236ZM235 8V9H236ZM2 9V8H1ZM26 9V8H25ZM24 9V10H25ZM45 9V8H44ZM48 9V8H47ZM65 10H68L69 12H71V14H69V12L67 11H64ZM70 9H72L70 11ZM79 9L77 10V12H79ZM93 9V8H92ZM125 9V8H124ZM149 9V8H148ZM147 9V10H148ZM151 9V8H150ZM202 9V8H201ZM217 8H215L214 10V15L212 13L213 16L211 17H214V16H218L217 14L218 13H215V12H219L221 11L220 8H219V11H216ZM223 9V8H222ZM239 9V8H238ZM23 10V11H24ZM27 11H29L28 9H26ZM43 10V9H42ZM98 10V9H97ZM111 10V11H110ZM127 11H130L129 13L132 12V9H126ZM184 10V9H183ZM190 10V9H189ZM233 10V9H232ZM6 11V10H5ZM46 11V10H45ZM44 11V12H45ZM50 11V9H49ZM52 11V10H51ZM64 11V13H63ZM125 11V10H124ZM123 11V13H124ZM152 10H150L151 12ZM165 11V10H164ZM187 11V10H186ZM185 11V12H186ZM191 11V10H190ZM193 11V10H192ZM195 11V10H194ZM197 11V10H196ZM224 11V10H223ZM234 11V10H233ZM237 11V10H236ZM240 11V10H239ZM1 12V11H0ZM3 12V10H2ZM26 12V11H25ZM47 12V11H46ZM45 12V14H46ZM57 12V13H58ZM81 12H79L80 14H82ZM95 14H94V13ZM103 12V11H102ZM104 12H106L104 10ZM133 12H135L133 10ZM132 12V14H133ZM189 12V11H188ZM209 12V11H208ZM210 12V14H211ZM226 12V11H225ZM28 13V12H26ZM34 13V12H33ZM56 13V12H55ZM78 13V14H79ZM126 13V12H125ZM154 13V12H152ZM151 13V14H152ZM164 13V12H163ZM187 13V12H186ZM205 13V12H204ZM230 13V12H228ZM246 13V12H245ZM59 14V13H58ZM77 14V15H78ZM101 16H100V15ZM128 14V13H127ZM136 14V13H135ZM170 14V13H169ZM195 14V12H194ZM207 13H205L206 15ZM216 14V15H215ZM224 14V13H222ZM227 14V13H226ZM235 14V13H234ZM244 14V13H243ZM2 15V14H0ZM9 15V14H8ZM28 15H32L29 14ZM65 15H66V18H65ZM71 15V16H70ZM76 15V16H77ZM123 16V14H121ZM125 15V14H124ZM154 15V14H153ZM157 15V14H156ZM197 16V14H195ZM195 15L193 17H195ZM201 15V14H200ZM208 15V14H207ZM228 15V14H227ZM226 15V16H227ZM10 16V15H9ZM27 16V15H26ZM48 16V15H47ZM46 16V17H47ZM57 18L59 17L57 14H56ZM67 16L69 18H67ZM80 16V15H79ZM79 16H77L76 18H78ZM85 16V18H87ZM100 16V17H99ZM121 16V17H122ZM127 16H131V15H127ZM126 16V17H127ZM136 16V15H135ZM159 16V15H157ZM177 16V15H176ZM187 16V15H186ZM203 16V14L201 15ZM220 16V15H219ZM225 16V17H226ZM262 16V15H261ZM3 17V16H2ZM5 17V15H4ZM36 17V16H35ZM62 17V16H61ZM147 17V16H146ZM149 17V15H148ZM146 18V21H148L149 23L153 22L151 18ZM153 17V16H152ZM207 17V16H205ZM222 16V18H225ZM236 17V15H235ZM249 17V16H248ZM6 18V17H5ZM4 18V19H5ZM8 18V17H7ZM11 18V17H10ZM38 18V16H37ZM41 17H39L40 19ZM54 18V17H52ZM51 17H49V19H52ZM75 18V19H76ZM80 18V17H79ZM82 18V16H81ZM115 18V20H114ZM125 18V17H123ZM128 18V17H127ZM130 18V17H129ZM128 18V19H129ZM131 18L133 19L134 17L131 16ZM130 18V19H131ZM175 18V16H173V19ZM197 18V17H196ZM199 18V17H198ZM197 18V19H198ZM220 18V17H218ZM217 18V19H218ZM221 18V19H222ZM238 18V17H237ZM253 18V17H251ZM1 19V18H0ZM44 19V18H43ZM61 19V18H60ZM66 19V20H65ZM83 19V18H82ZM119 19V18H118ZM117 19V20H118ZM155 19V18H154ZM177 19V17H176ZM185 19V18H184ZM189 19V18H188ZM191 19V18H190ZM189 19V20H190ZM207 19V18H205ZM216 19V20H217ZM235 19V18H234ZM243 19V17H242ZM246 19V18H245ZM264 19V18H263ZM28 20H30L29 22V25L28 27H26L25 29V33H26V36H28V42H27V47H29L30 49L28 50L27 48V51H30V56L32 58V61H34L35 63H33V65L35 64L36 65H40L42 68V71L45 67V70H46V67L48 66V62L50 63V65H52V68H54V72H55V67L56 69H58L59 67L57 66V58L55 59L54 57V51L53 49H51V47H54V46H51L52 43L50 42H54V40L50 41L49 39V42L47 41V36L45 35L46 39L44 38L43 36V31L41 32L42 28H40L43 24V22H41V26L39 24H37L35 21V18L32 17V16H28ZM38 20V19H37ZM79 21V19H76ZM99 21V23L96 22ZM157 20V19H156ZM159 20V22H160ZM202 20L203 17H202ZM209 20V18L207 19ZM216 20L214 21V18H213V22L216 23ZM225 20V19H223ZM232 20H233V16H232ZM248 20V19H247ZM252 20V19H251ZM262 20V19H261ZM48 22V20H45ZM124 21V20H123ZM131 21V22H130ZM187 21V20H186ZM191 21V20H190ZM219 21V19L217 20V22ZM226 21V20H225ZM235 21V20H234ZM243 21V20H242ZM250 21V20H249ZM6 22V21H5ZM4 22V23H5ZM25 22V21H24ZM28 22V21H27ZM46 22V23H47ZM62 22V23H61ZM77 22V21H76ZM122 22V21H121ZM148 22L146 24H148ZM157 22V21H156ZM210 22V21H209ZM221 23V21H219ZM229 22V21H228ZM233 22V21H232ZM237 22V20H236ZM246 22V20L244 21ZM254 22V21H253ZM3 23V24H4ZM22 23V22H21ZM39 23V22H38ZM50 23L48 24H45L46 25H49ZM118 23V24H119ZM155 23V22H153ZM164 23H165V26H164ZM212 23V22H210ZM214 23V24H215ZM219 23V24H220ZM227 22H225L226 24ZM231 23V21H230ZM234 23V22H233ZM237 23H240V22H237ZM259 23V22H258ZM10 24V23H9ZM97 24V25H96ZM129 24V26H128ZM203 24H205L203 22ZM212 27H209L210 28H213L214 26L217 25V27L219 26L217 23ZM224 24V23H223ZM222 24V26H223ZM229 24V23H228ZM248 24V23H247ZM122 27L123 23L117 25V26H120ZM149 25V24H148ZM151 25V24H150ZM149 25V26H150ZM155 25V24H154ZM227 25V24H226ZM230 25V24H229ZM234 25V24H232ZM252 25V24H251ZM263 25V24H262ZM2 26V25H1ZM24 26V25H23ZM78 26V27H77ZM99 26V27H98ZM152 26V25H151ZM156 26V25H155ZM174 29H178V31L180 30L181 32H178L177 33H180L178 37H180V35H182L181 38H178L176 37L178 34L176 33L173 38V33L171 34V31H175L174 29L172 30V27ZM207 26V27H208ZM228 26V25H227ZM226 26V27H227ZM248 26V25H247ZM261 26V25H260ZM259 26V27H260ZM264 26V25H263ZM5 27V26H4ZM9 27V25H8ZM53 27V26H52ZM160 27H162V25L160 24ZM221 27V26H220ZM229 27V26H228ZM233 27V26H232ZM239 27V26H238ZM243 27V26H241ZM246 27V26H245ZM244 27V29H245ZM256 27V26H255ZM16 28V27H15ZM47 28V27H46ZM45 28V29H46ZM204 28V29H205ZM223 28V27H222ZM247 28V27H246ZM4 29V28H3ZM18 29V28H17ZM98 29V30H96ZM113 31H112V30ZM149 29H154L153 28H149ZM215 29V27H214ZM230 29V28H229ZM233 29V28H232ZM264 29V28H263ZM44 30V29H43ZM69 30V33L68 31ZM135 30V31H134ZM142 30V29H141ZM159 30V29H157ZM156 30V31H157ZM163 30V29H161ZM164 30V31H165ZM171 30V31H170ZM211 30V29H209ZM217 30V29H216ZM2 31V30H0ZM20 31V30H19ZM23 31L24 33V30L22 29L21 32ZM51 31V30H50ZM73 31V33H72ZM112 31V32H111ZM140 31V30H139ZM147 31V30H146ZM150 31V30H149ZM153 31V30H152ZM154 30V32H156ZM202 31V32H201ZM249 31V30H248ZM17 32V31H16ZM48 32V31H47ZM97 32V39L96 37H93V35H95V33ZM158 32V31H157ZM252 33H254L253 31H251ZM256 32V30H255ZM46 33V32H44ZM51 33V32H50ZM99 33V35H98ZM117 32H115L114 34H116ZM127 33V34H126ZM150 33H153V32H149ZM159 33V32H158ZM163 33V32H162ZM182 33V34H181ZM208 33V34H206ZM219 33H221L219 31ZM252 33H251V36H252ZM9 34V33H8ZM22 34V33H20ZM139 34V35H140ZM165 34V32H164ZM222 34V33H221ZM259 34V33H258ZM258 34H257V38L258 39ZM263 34V33H262ZM16 35V34H15ZM120 35V34H119ZM261 35V34H260ZM6 36V35H4ZM121 36V35H120ZM220 36V35H219ZM254 36V35H253ZM23 37V36H21ZM91 37V38H90ZM116 37V38H114ZM164 37L167 38V40L165 39L164 40ZM261 37V36H260ZM155 40H154V39ZM262 38V37H261ZM92 39V41H95L96 42H99V44L97 45V47L102 48V50L104 48H106L104 51H100V53L104 55L107 54V59L109 57L108 60H106V56H105V59L106 61H100V60H103L102 57L99 58V62H97L95 59L93 58H96L97 55H94L96 57L93 56V58H91V61H93V63L91 64V61L90 63L88 62L89 66H86V64L84 63L85 61H83L82 57L81 56H84L83 54L86 55V53H88L89 51H92L91 49L89 50V48H91L90 46L87 47V41L88 43L90 42L89 40ZM138 39V38H136ZM5 40V39H4ZM25 40V39H24ZM142 40V39H141ZM252 40V41H251ZM92 41L90 43H92ZM95 41L93 42L94 45H95ZM125 43L126 47H135L136 44H138V46L144 44L143 46L144 47H149L150 50H151V53H149V55L147 57H145L146 59H148V61H146V63H148L147 67H150L151 71L156 73L157 75H162L161 77L163 78H166L171 80L173 79L176 83H179L181 85L179 91L175 92V90H171L170 94H169V98L167 99H163V101L161 100H153L152 98L153 97H150V95H152V93H150V89L152 88V79H149V77L147 75H149L150 72H148L149 68L147 69L145 66V70L142 66H135V67H132L130 66V64L128 63L127 65L124 63L126 61H128L127 59H125L126 61H124L123 63L127 66L125 67V65L120 68H115L118 69L113 76H111V80H108L111 82V84L113 83V81L115 82L114 86L109 88L108 90H106L107 88H105L106 86H109L107 84H110V83H107L106 86L104 87V84L103 86H100V84L98 83V80L100 82V77H98V75L96 73H100L99 71L96 72V73H93L96 74V75H90L89 73L90 72H94V70H99L97 69L98 65H100V67L98 68H103L104 69H107V70H104V71H107L108 73L111 71L110 68L113 66V64H117L115 63V61H117L118 58H121L119 57V55H121L120 51H121V47L122 46H125L123 44H121L122 42ZM137 41V40H136ZM258 42V41H256ZM20 43V42H19ZM89 43V44H90ZM184 43V44H182ZM255 43V42H254ZM253 43V44H254ZM261 43V42H260ZM88 44V45H89ZM97 44V43H96ZM185 44L187 45V48L188 50H183L184 48L183 47H186ZM261 44H264L261 43ZM259 44V45H261ZM14 45V44H13ZM257 45V43H256ZM1 46V45H0ZM19 46V45H18ZM25 46V45H24ZM142 46V47H143ZM50 47V48H49ZM104 47V48H103ZM137 47V46H136ZM258 47V46H257ZM260 47V46H259ZM94 48V47H93ZM96 48V47H95ZM252 48V47H251ZM261 48V47H260ZM126 49V48H124ZM123 49V51H124ZM128 49V48H127ZM131 49V48H129ZM128 49V50H129ZM262 49L264 50V46H262ZM58 50V48H56V51ZM251 50L253 49H250L249 50V57H250V52ZM257 51V48L254 49ZM253 50V51H254ZM260 50V49H259ZM258 50V51H259ZM2 51V50H0ZM31 51H32V55H34V60H33V57L31 55ZM220 51L223 53V56L224 59H226V61L230 58V62L231 64H234V62L236 61V63L230 68V66L228 68H230V74L229 76L227 75V73L229 72V70H227V64H226V67L225 66H221L220 62L222 63V61L224 62L225 60H222L223 59V56L221 61H219L218 63V58L217 60L215 59L214 60V57L217 56L216 54L217 53H220ZM257 51V52H258ZM86 52V53H85ZM245 52V53H244ZM247 52V53H246ZM255 52V51H254ZM261 52H263L261 50ZM261 52L259 51V53H256L255 55L259 54V56L257 55V57L260 59H263L261 57ZM1 53V52H0ZM98 53V56H102V54ZM120 53V54H119ZM244 53V54H242ZM89 54H91V52H89ZM221 54V53H220ZM241 57H244V58H240L238 55H241ZM253 54V53H252ZM77 55V56H76ZM125 55V54H124ZM124 55H123V58H124ZM127 55V54H126ZM262 55L264 56V52L262 53ZM29 56V57H30ZM63 56V55H62ZM122 56V55H121ZM166 56V58L164 57ZM252 56V55H251ZM2 57V56H1ZM88 57V58H89ZM219 57V56H218ZM239 57V58H238ZM257 57L254 56V59H256ZM30 58V60H31ZM122 58V60H123ZM165 58V63H163V60ZM253 58V57H252ZM116 59V60H115ZM247 59V58H246ZM245 59V60H246ZM57 60V61H56ZM90 60V59H89ZM144 60V59H143ZM162 60V61H161ZM241 60V61H242ZM245 63H248L249 61H245ZM251 60V59H250ZM257 60V59H256ZM259 60V59H258ZM257 60V61H258ZM60 61V60H59ZM256 61V63H257ZM264 61V60H263ZM114 62V63H112ZM129 62V61H128ZM233 62V63H232ZM238 62V63H237ZM253 62V59L251 60V62L249 63H252ZM31 63V61L29 62ZM31 63V65H32ZM122 64V62H119ZM127 63V62H126ZM144 63V62H143ZM150 63V64H149ZM254 63V62H253ZM262 63V61H261ZM59 64V63H58ZM91 64V65H90ZM142 64V63H141ZM145 64V63H144ZM224 63H222L223 65ZM36 66V67H39ZM49 65V66H50ZM65 65V64H64ZM71 65V66H70ZM132 65V64H131ZM150 65V66H149ZM225 65V64H224ZM249 65V64H248ZM253 65V64H251ZM256 65V64H255ZM260 65L258 66L259 70H260ZM264 65V64H263ZM35 66H33L34 70H35ZM54 66V67H53ZM118 66V65H117ZM236 66H235V70H236ZM245 66V65H244ZM243 66V67H244ZM250 66V65H249ZM32 67V66H31ZM58 67V68H57ZM67 67V66H66ZM116 67V66H115ZM224 67L226 68L225 71L224 70ZM246 67V66H245ZM248 67V66H247ZM257 67V66H256ZM32 68V69H33ZM40 68V67H39ZM144 70H143V69ZM237 68H241L240 65H238ZM250 67H248L249 69ZM252 68V67H251ZM250 68V70H252ZM38 69V68H37ZM109 69V71H108ZM113 69V68H112ZM180 69V72L179 70ZM243 69V68H242ZM247 69V68H245ZM255 71L256 68H253ZM40 70V69H38ZM53 70V69H52ZM92 70V71H90ZM130 70V71H129ZM253 70V71H254ZM264 70V69H263ZM37 71V70H36ZM42 71H39V72H42ZM59 71V70H58ZM69 71V72H70ZM188 71V72H187ZM192 71H196L198 73V71L201 73L199 74L200 76L201 75H204L202 78H204L203 80L199 79L200 77L198 76V74L196 75V77H198V80L199 82H202V84L200 85L199 82H195V79L197 81V78L194 77V75H192ZM246 71V70H244ZM252 71V73H253ZM43 75L45 77V71H43ZM47 72V71H46ZM50 72V71H48ZM112 74H113V71H111ZM110 72V74H111ZM130 72V77H128L129 73ZM148 73L145 74L144 73ZM249 73V70L246 71ZM261 72V71H260ZM105 73V72H104ZM125 73H128V75L126 76ZM234 73V72H233ZM247 73V74H248ZM251 73V74H252ZM257 73V72H256ZM264 73V71H263ZM41 74V73H40ZM39 74V76H40ZM51 74V73H50ZM60 74V73H59ZM66 75V77L64 76L63 77H59V76H63V75ZM73 74V75H72ZM196 74V73H195ZM42 75V74H41ZM47 73L46 76L47 78L51 75H49ZM102 75V74H101ZM104 75V74H103ZM207 75H210L207 77ZM53 76V75H52ZM51 76V79H53L55 76L52 78ZM100 76V74H99ZM106 76V75H105ZM108 76V75H107ZM193 76V77H192ZM251 76V77H250ZM156 77V76H155ZM154 77V78H155ZM211 77V78H209ZM228 77L230 78L231 77V81L229 79L228 80ZM264 77V76H262ZM261 77V78H262ZM0 78H2L0 76ZM63 78V79H62ZM101 78H104V76H101ZM131 78V79H130ZM151 78V77H150ZM157 78H160L157 76ZM194 78V79H193ZM227 78V80H226ZM3 79V78H2ZM50 79V78H49ZM109 79V77H108ZM104 80V79H103ZM103 80L101 79V82H103ZM151 80V81H150ZM164 80V81H166ZM201 80V81H200ZM4 81V80H3ZM51 81V80H50ZM48 81V83L50 82ZM2 82V81H1ZM262 84L264 85V79L262 80ZM104 83V82H103ZM196 85L199 84L200 86L198 87H201L202 86V90L200 91V88H199V91L197 89L196 92H194L195 90H191L194 86L193 85ZM102 84V83H101ZM164 85V83H163ZM75 86V87H74ZM49 87V85H48ZM178 87V85H177ZM47 89V88H46ZM148 89V91H147ZM49 90V89H48ZM153 90V89H152ZM50 91V90H49ZM126 93H125V92ZM223 91V93H222ZM50 92V93H51ZM127 94L129 92V94L126 96V98H124L123 96H125L124 94ZM149 92V93H148ZM152 92V91H151ZM192 92V93H191ZM122 93V95H121ZM219 94V99L218 97L215 96V94ZM260 93H262V95H260ZM154 94V93H153ZM187 94V96H186ZM122 96V98L124 100H122L121 97L119 96ZM261 96V97H257V96ZM217 99H216V98ZM255 98V99H254ZM119 99H121L122 102H118L120 101ZM256 99V100H257ZM118 100V101H117ZM262 100V99H261ZM99 101H101V104L99 103ZM256 104V106H253L255 105L254 103ZM262 102V101H261ZM3 103V102H2ZM99 103V104H97ZM260 103V102H259ZM4 104V103H3ZM97 106V110H95L96 106ZM261 104V103H260ZM4 106V105H3ZM264 106V105H262ZM1 107V105H0ZM20 107V105H19ZM202 108V112L205 113L206 115H203V113L201 112V115H196L199 111H195L196 113L194 114V118L191 117H186V116H180L178 114H181V111H183L182 113H185L184 110L186 111L188 109L189 112L191 111H194V110H197V108L199 109ZM255 107V108H254ZM260 107L258 109H260ZM147 108L149 110L151 109H158L160 111H171L173 115H176L178 117H175L174 119L177 121V124L173 125L174 122H170V127L168 129V132L171 136L173 137H177L176 142H175V145H167L165 146L163 143L165 142L164 139L160 138V135L158 136V131H157V128L156 129H152L151 128V125L153 124V122H155V120H158L156 121L157 123H159L161 120V124L163 123L164 124V119H162V117H159V118H155L150 111L147 110ZM20 110V109H18ZM136 113V114H135ZM167 113V112H166ZM192 113V112H191ZM194 113V112H193ZM200 114V113H198ZM5 115V114H4ZM8 115V113H7ZM139 117V121H138V118L136 117ZM182 115V114H181ZM184 115V114H183ZM185 115H189V114H185ZM196 115V117H195ZM3 116V114H2ZM223 118L221 119L220 118ZM264 116V115H263ZM8 117V116H7ZM186 117V118H185ZM220 120H218L219 118ZM64 118V119H65ZM83 118V117H82ZM85 119V120H86ZM106 119H110L112 122H107ZM72 120V119H71ZM173 120V121H175ZM221 120H223V123H222V126L219 125L218 122H220ZM8 121V120H6ZM66 121V120H65ZM77 121V122H78ZM80 121V122H81ZM114 121V122H113ZM135 121V120H133ZM132 121V122H133ZM262 121V119H260V122ZM1 122V121H0ZM108 124H107V123ZM256 122V123H255ZM259 122V123H260ZM263 122V121H262ZM3 123V122H2ZM79 123V122H78ZM172 123V125H171ZM176 123V122H175ZM217 123V124H216ZM1 124V123H0ZM9 124V123H8ZM76 124V123H75ZM90 124V125H88ZM134 124V123H133ZM160 124V123H159ZM160 124V126H162ZM194 124V125H192ZM221 124V122H220ZM262 124V123H260ZM264 124V123H263ZM7 125V124H6ZM117 125V124H115ZM154 125V124H153ZM152 127H155L153 126ZM157 125V124H156ZM259 126V124H256ZM3 126V125H2ZM114 126V125H113ZM120 126L117 127L118 129H120ZM160 126H158L159 128H161ZM5 127V126H4ZM8 127V126H7ZM157 127V126H156ZM220 128V129H217V128ZM130 128V127H129ZM158 128V129H159ZM233 128V129H232ZM236 128L238 130H236ZM2 130L4 129L3 127L1 128ZM0 129V131H1ZM163 126H162V129L163 130ZM8 130V129H7ZM6 130V132H7ZM77 130V129H76ZM156 130V131H154ZM161 130L159 131V133L161 132ZM240 130V131H239ZM43 131V130H42ZM164 131V130H163ZM114 132V133H113ZM4 133V131H3ZM40 133V132H39ZM6 134V133H5ZM8 134V133H7ZM6 134V135H7ZM1 135V134H0ZM163 135V134H162ZM8 136V135H7ZM41 136V135H40ZM4 137V136H3ZM44 137V136H43ZM121 137V136H120ZM47 138V137H46ZM126 138V140H125ZM217 138V141H215L213 143L212 139H215L216 140ZM1 139V138H0ZM44 139V138H43ZM121 139H123L121 137ZM163 140V143L162 141L160 142V140ZM45 140V139H44ZM49 140V139H48ZM52 140V139H51ZM4 141V140H3ZM9 141V140H8ZM7 141V142H8ZM114 141H115V138H114ZM6 142V143H7ZM5 143V142H4ZM3 143V144H4ZM47 143V142H46ZM129 143V144H130ZM50 144V143H48ZM52 144V143H51ZM168 144V143H167ZM61 145V144H60ZM11 146V145H10ZM52 146V145H51ZM5 147V146H4ZM13 147V146H12ZM60 148V147H59ZM1 149V148H0ZM57 149V148H55ZM132 149V150H131ZM241 149V150H240ZM5 150V149H4ZM26 150V149H24ZM62 150V148H61ZM3 151V150H2ZM1 151V152H2ZM52 151V150H51ZM55 151V150H53ZM58 151V150H57ZM63 151V150H62ZM5 152V151H3ZM13 152V150H12ZM18 152V151H16ZM26 152V151H25ZM29 153V152H28ZM212 153V154H211ZM222 153V154H223ZM4 154V153H3ZM6 154V152H5ZM9 154V153H8ZM211 154V156L209 155ZM58 155V154H57ZM104 155V153H103ZM137 155V156H136ZM209 155V157H208ZM213 155V156H212ZM228 155V154H227ZM226 155V156H227ZM2 154L0 153V159L2 158L1 157ZM4 156V155H3ZM7 156V154H6ZM64 156V155H63ZM105 156V155H104ZM219 156V157H218ZM222 156V155H221ZM9 157V156H8ZM60 157V156H59ZM101 158V157H100ZM139 158V159H138ZM5 159V158H3ZM2 159V160H3ZM106 159V158H105ZM222 159V157H221ZM1 160V162H2ZM8 160V159H7ZM109 161V160H108ZM5 162V161H3ZM2 162V163H3ZM9 162V161H8ZM20 162V160H19ZM107 162V161H106ZM149 162V163H148ZM198 162H200L201 164H203V162L205 163V166L203 165V167H207V170L206 169H203L207 172V174H204V173H200V170L201 167L200 166V169H199V165H196ZM209 165H208V164ZM14 164V163H13ZM23 164V163H22ZM111 164V163H110ZM112 164V165H114ZM207 164V166H206ZM224 164V163H223ZM1 165V163H0ZM27 165V164H26ZM107 165V163H106ZM151 165V167H150ZM3 166V165H2ZM8 166V165H7ZM4 167V166H3ZM11 167V166H10ZM23 167V166H22ZM21 167V168H22ZM25 167V166H24ZM0 168H2L0 166ZM155 168V166H154ZM178 168H181L183 169V171H180V175L181 176H178L179 175V172H178ZM228 168V167H227ZM3 169V168H2ZM31 169V168H30ZM111 169V168H110ZM109 169V170H110ZM26 170V169H25ZM131 170V172H130ZM155 170V169H154ZM2 171V170H1ZM0 171V178L1 176L5 175V171L4 173L2 174ZM13 171V170H12ZM16 171V170H15ZM35 171V170H34ZM119 171V170H118ZM177 171V172H176ZM11 172V171H10ZM20 172V171H19ZM22 172V170H21ZM29 172V171H28ZM121 172V173H122ZM30 173V172H29ZM108 173V171H107ZM120 173V174H121ZM156 173V172H155ZM176 173L177 176L175 175ZM211 173V174H210ZM223 173V172H222ZM229 173V172H228ZM7 174V173H6ZM21 174V173H20ZM117 174V172H116ZM132 174V175H133ZM210 174V175H208ZM8 175V174H7ZM25 175V174H24ZM29 175V174H28ZM111 175V174H110ZM113 175V174H112ZM131 175V174H130ZM154 175V174H153ZM175 175V176H174ZM208 175V176H206ZM228 175V174H226ZM12 176V175H11ZM23 176V175H22ZM31 176V175H29ZM125 176V175H124ZM4 177H8V176H4ZM17 177V175H16ZM134 177V178H135ZM206 177V178H204ZM5 178V179H6ZM15 178V177H14ZM22 178V177H21ZM20 178V180H21ZM27 178V177H26ZM33 178V177H32ZM133 178V176H132ZM212 178H213V175H212ZM227 178V177H226ZM40 179V178H39ZM148 179V180H149ZM211 179V178H210ZM1 180H4V178L2 177L0 179ZM33 180V179H32ZM127 182L128 184L130 185V189H133L132 191L134 190H138V188L140 189V183H138V181H132L131 178L130 180L127 178ZM147 180V181H148ZM213 179H211L210 181H212ZM22 181V180H21ZM35 181V180H34ZM124 181V180H123ZM145 181V180H144ZM150 181V180H149ZM201 181V180H200ZM209 181V182H210ZM4 182V181H3ZM3 182H0V184L2 185ZM7 182V181H6ZM18 182V181H17ZM26 182V181H25ZM126 182V181H125ZM154 182V180H153ZM10 183V182H9ZM16 183V182H15ZM29 183V181H28ZM49 183V182H48ZM201 183V182H200ZM215 183V182H214ZM5 184L7 183H4V186ZM41 184V183H40ZM43 184V182H42ZM45 184V183H44ZM43 184V185H44ZM142 184V183H141ZM31 185V184H30ZM29 185V186H30ZM35 185V184H34ZM33 185V186H34ZM41 185L42 187H46V186H43ZM143 185V184H142ZM198 185V184H197ZM4 186H0V190L2 189L1 187L4 188ZM20 186V185H19ZM22 186V185H21ZM28 186V185H27ZM38 186V185H37ZM36 186V187H37ZM55 186V185H54ZM148 186V185H147ZM208 186V185H207ZM32 187V186H31ZM39 187V186H38ZM53 187V186H52ZM52 187H49V188H52ZM145 187V186H144ZM212 187V186H211ZM215 187V185H214ZM229 187V186H228ZM6 188V187H5ZM35 188V187H34ZM41 188V187H40ZM143 188V187H142ZM20 189V188H19ZM22 189V188H21ZM20 189V190H21ZM26 190L28 188H25ZM153 189V191H152ZM10 190V189H9ZM41 190V189H40ZM39 190V191H40ZM56 190V189H55ZM202 190V189H201ZM3 191H6V190H3ZM14 191V190H13ZM17 191V190H16ZM29 191V190H28ZM37 191V190H36ZM35 191V192H36ZM129 191V189H128ZM173 191V190H172ZM171 191V192H172ZM173 191V193H174ZM207 191V190H206ZM43 192V190H42ZM46 192V191H45ZM140 192V191H139ZM146 192V191H145ZM0 193H2V190L0 191ZM9 193V192H8ZM34 193V192H33ZM57 193V192H56ZM134 193V192H133ZM147 193V192H146ZM4 194V193H2ZM6 194V193H5ZM21 194H24V193H21ZM29 194V193H28ZM137 194V193H136ZM139 194V193H138ZM177 194V193H176ZM189 194V195H188ZM228 194V192H227ZM1 195V194H0ZM8 195V194H7ZM51 195V194H50ZM54 195V194H53ZM149 195V194H148ZM173 195V194H172ZM178 194L176 196H179ZM188 195V196H187ZM34 196H37V195H34ZM41 195H39L40 197ZM59 196V195H58ZM112 196V195H111ZM152 196V195H151ZM154 196V195H153ZM4 197V196H3ZM26 197V196H25ZM44 197V196H43ZM50 197V196H48ZM156 197V196H155ZM157 197V198H158ZM180 197V196H179ZM188 197V198H187ZM1 198V197H0ZM18 198V196H17ZM27 198V197H26ZM29 198V197H28ZM119 198V197H118ZM180 198V199H181ZM16 199V197H15ZM21 199V198H20ZM31 199V198H30ZM33 199V198H32ZM38 199V198H37ZM46 199V198H45ZM154 199V197H153ZM159 199V198H158ZM178 199V198H177ZM179 199V200H180ZM195 199V198H194ZM203 199V198H202ZM207 199V198H206ZM19 200V199H18ZM23 200V199H22ZM21 200V201H22ZM34 200V199H33ZM39 200V199H38ZM151 200V199H150ZM162 200V199H160ZM159 200V201H160ZM176 200V199H175ZM8 201V200H7ZM11 201V200H10ZM9 201V203H10ZM20 201V200H19ZM27 201V200H26ZM116 201V200H115ZM189 201H191V197L189 199ZM188 201V202H189ZM12 202V201H11ZM43 202V200H42ZM183 202V201H182ZM187 202V203H188ZM6 203V202H5ZM38 203V202H37ZM40 203V202H39ZM186 203V204H187ZM195 203V202H194ZM4 204V203H3ZM30 204H31V201H30ZM41 204V203H40ZM54 204V202H53ZM58 204V203H57ZM130 204V202H129ZM202 204V203H201ZM1 205V204H0ZM24 205V204H23ZM48 204H46L47 206ZM50 205V204H49ZM66 205V204H65ZM115 205V203H114ZM127 205V204H126ZM136 205V204H135ZM166 205V204H165ZM17 206V205H16ZM39 206V204L37 205ZM52 206V205H51ZM59 206V205H58ZM57 206V207H58ZM122 206V205H120ZM144 206V205H143ZM257 206V204H256ZM260 206V205H259ZM2 206H0L1 208ZM12 207V206H11ZM36 207V206H35ZM56 207V206H55ZM61 207V206H60ZM64 207V206H63ZM133 207V206H132ZM34 208V207H33ZM62 208V207H61ZM189 208V207H188ZM6 209V208H5ZM21 209V208H20ZM19 209V210H20ZM25 209V208H24ZM49 209V208H48ZM60 209V208H58ZM122 209V208H121ZM2 210V209H1ZM14 210V209H13ZM31 210V208H30ZM54 210V209H53ZM51 210V211H53ZM125 210V212H124ZM124 210H123V214L121 213V215H124L126 216L125 218H123L124 220L125 219H129V220H133V218L135 217H132L131 215V212L128 211L127 209H125L124 207ZM133 210V209H132ZM27 211V210H26ZM35 211V210H34ZM39 211V210H38ZM45 211V210H44ZM50 211V212H51ZM67 211V210H66ZM152 211V210H151ZM2 212V213H1ZM0 212V219L2 218V214L5 212L4 210ZM7 212V211H6ZM17 212V211H16ZM25 212V211H24ZM40 212V211H39ZM48 212V211H46ZM54 212V211H53ZM70 212V211H69ZM138 212V211H137ZM23 213V212H22ZM62 213V212H61ZM64 213V211H63ZM120 214V212H118ZM133 213V212H132ZM5 214V213H4ZM42 214V213H41ZM137 214V213H136ZM135 214V215H136ZM153 214V213H152ZM34 215V214H33ZM64 215V214H63ZM138 215V214H137ZM136 215V216H137ZM156 215V214H155ZM6 216V215H4ZM17 216V215H16ZM30 216V215H29ZM62 216V215H61ZM123 216V217H124ZM154 216V215H153ZM9 217V216H8ZM12 217V216H11ZM148 217V216H147ZM4 218V217H3ZM16 218V217H15ZM63 218V217H62ZM149 218V217H148ZM43 219V218H42ZM140 219V218H138ZM6 220V219H5ZM122 220V219H120ZM125 220V221H127ZM135 220V218H134ZM133 220V221H134ZM137 220V219H136ZM150 220V219H149ZM155 220V219H154ZM163 220V219H162ZM0 221H3L2 219ZM57 221V220H56ZM65 221V220H64ZM132 221V222H133ZM159 221V219H158ZM129 222V221H128ZM151 223L149 224V226H152L154 222L150 221ZM165 222V221H163ZM171 222V221H170ZM204 222V220H203ZM131 223V221H130ZM144 223V222H143ZM142 223V224H143ZM162 223V222H161ZM32 224V223H31ZM39 224V223H38ZM77 224V223H76ZM135 224V223H134ZM145 224V223H144ZM157 224V222H156ZM190 224V223H189ZM24 225V224H23ZM126 225V224H125ZM124 225V226H125ZM155 225V223H154ZM165 225V224H164ZM42 225H40L41 227ZM58 226V225H57ZM121 226V225H120ZM129 226V225H127ZM126 226V227H127ZM131 226V225H130ZM134 226V225H133ZM137 226V225H135ZM134 226V227H135ZM1 227V226H0ZM60 227V226H59ZM153 227V226H152ZM223 227V226H222ZM242 227V226H241ZM155 228V227H154ZM233 228V227H232ZM8 229V228H7ZM84 229V228H83ZM119 229V228H118ZM116 229V230H118ZM179 229V228H178ZM182 229V228H181ZM199 229V228H198ZM9 230V229H8ZM127 230V228H126ZM24 231V230H23ZM149 231V230H148ZM224 231V229H223ZM1 232V231H0ZM10 232V231H9ZM8 232V233H9ZM37 232V230H36ZM41 232V231H39ZM126 232V231H125ZM14 234V233H13ZM35 234V233H34ZM42 234V233H41ZM158 234V233H157ZM3 235V234H1ZM40 235V234H39ZM81 235V234H80ZM38 236V235H36ZM35 236V237H36ZM89 236V235H88ZM91 236V235H90ZM117 236V235H116ZM12 237V236H11ZM19 237V236H18ZM41 237V236H39ZM187 237V236H186ZM189 237V236H188ZM122 238V237H121ZM152 238V237H151ZM69 239V238H68ZM52 242V241H51ZM121 242V241H120ZM141 242V241H140ZM35 243V242H34ZM199 243V242H198ZM27 244V243H26ZM128 244V243H127ZM180 244V243H179ZM204 244V243H203ZM126 245V244H125ZM20 246V245H19ZM22 246V245H21ZM44 247V246H43ZM127 247V246H126ZM215 248V246H213ZM23 248V247H22ZM89 248V247H87ZM212 248V247H211ZM21 249V248H20ZM19 249V251H20ZM18 250V249H17ZM126 250V249H125ZM1 251V250H0ZM194 252H192V254H198L200 253V249L198 248H195L193 249ZM121 253V251H120ZM5 254V253H3ZM124 255V254H123ZM7 256V255H6ZM10 256V255H9ZM122 256V255H121ZM214 256L217 258L220 259L221 261V264H238L237 261H236V258L237 256H239V254H236V253H232V252H222V253H214ZM126 257V256H125ZM133 257V256H132ZM6 258V257H5ZM108 258V257H107ZM217 258V259H218ZM14 259V258H13ZM17 259V258H16ZM105 259V258H104ZM91 260L89 259V262ZM86 263V264H89ZM133 262V261H132ZM71 263V262H70ZM84 263V264H85ZM30 264V263H29ZM38 264V263H37ZM78 264V263H77ZM90 264H96L94 263L93 261H91ZM98 264H103V263H98ZM246 264V263H245ZM248 264V263H247Z\"/></svg>", "mask_w": 264, "mask_h": 264}]
</instances>
